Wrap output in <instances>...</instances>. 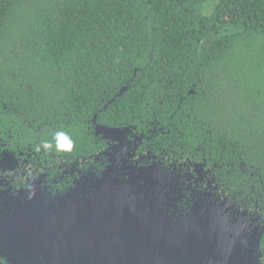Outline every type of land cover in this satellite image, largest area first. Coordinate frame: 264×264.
I'll use <instances>...</instances> for the list:
<instances>
[{
  "label": "trees",
  "instance_id": "1",
  "mask_svg": "<svg viewBox=\"0 0 264 264\" xmlns=\"http://www.w3.org/2000/svg\"><path fill=\"white\" fill-rule=\"evenodd\" d=\"M205 1L0 0V137L37 151L64 131L72 150L41 157L74 161L96 125L134 127L264 199V0Z\"/></svg>",
  "mask_w": 264,
  "mask_h": 264
},
{
  "label": "flooded vegetation",
  "instance_id": "2",
  "mask_svg": "<svg viewBox=\"0 0 264 264\" xmlns=\"http://www.w3.org/2000/svg\"><path fill=\"white\" fill-rule=\"evenodd\" d=\"M120 129L123 137L107 135L106 139L102 133L93 134L97 152L74 161L57 159L53 153H48L49 159H42L40 151L30 147L12 149V144L0 137V264H152L148 261L150 257L137 262L135 235L130 233L123 234L110 248L118 252V257L109 259L102 255V240L95 254L88 247L91 234L85 223L87 216L82 229L80 226L75 231H40V221L45 220L40 213L49 211L51 203V199H41V194L56 197L76 182L88 186V181L101 178L107 167H111L113 176L124 180L137 169L149 166L174 173L180 181L175 206L184 212L201 192L206 191L211 200L212 194L224 193L215 181L214 170L206 168V163H198L193 156L175 157L168 149H152L147 145L151 136L139 134L134 127ZM229 200L232 207L228 214L245 211L249 215L246 225L250 234L258 231V225H264V199L246 198L248 206L242 204L244 201ZM263 235L264 230L259 243L260 264H264ZM151 237L149 233L147 238Z\"/></svg>",
  "mask_w": 264,
  "mask_h": 264
},
{
  "label": "water",
  "instance_id": "3",
  "mask_svg": "<svg viewBox=\"0 0 264 264\" xmlns=\"http://www.w3.org/2000/svg\"><path fill=\"white\" fill-rule=\"evenodd\" d=\"M121 132L120 128L96 125L94 134L116 138ZM111 173L107 167L101 178L90 179L88 186L76 182L56 197L41 194V199H51V203L49 211L40 213L45 216L40 231H75L87 216L88 247L96 254L102 240V255L109 259L118 257L110 248L130 233L135 235L137 262L150 257L152 264H260L264 225L250 234L245 211L228 214L232 207L229 199H235L232 196L221 192L212 194L211 200L204 191L184 212L175 206L180 181L174 173L151 166L137 169L127 180Z\"/></svg>",
  "mask_w": 264,
  "mask_h": 264
},
{
  "label": "clouds",
  "instance_id": "4",
  "mask_svg": "<svg viewBox=\"0 0 264 264\" xmlns=\"http://www.w3.org/2000/svg\"><path fill=\"white\" fill-rule=\"evenodd\" d=\"M53 140L55 141V144H53L51 140L43 141L41 144L43 149L51 151L53 148H55L56 151H71L73 148L74 141L64 131L55 132L53 134ZM41 146L37 147V151H40Z\"/></svg>",
  "mask_w": 264,
  "mask_h": 264
},
{
  "label": "rangeland",
  "instance_id": "5",
  "mask_svg": "<svg viewBox=\"0 0 264 264\" xmlns=\"http://www.w3.org/2000/svg\"><path fill=\"white\" fill-rule=\"evenodd\" d=\"M218 1L219 0H206L204 3H202L201 5L197 7V11L205 16L211 15ZM118 136L123 137V132L118 133ZM105 138L109 139V137H105Z\"/></svg>",
  "mask_w": 264,
  "mask_h": 264
}]
</instances>
